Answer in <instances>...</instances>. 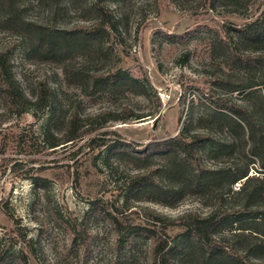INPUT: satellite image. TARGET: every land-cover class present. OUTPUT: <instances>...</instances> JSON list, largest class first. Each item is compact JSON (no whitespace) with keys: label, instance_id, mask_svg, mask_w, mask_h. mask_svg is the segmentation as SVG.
I'll return each instance as SVG.
<instances>
[{"label":"rangeland","instance_id":"obj_1","mask_svg":"<svg viewBox=\"0 0 264 264\" xmlns=\"http://www.w3.org/2000/svg\"><path fill=\"white\" fill-rule=\"evenodd\" d=\"M237 1L252 10L250 18L263 10L264 0ZM117 3L114 8L121 14L124 38L122 45L117 47L120 66L134 77H148L162 104L156 118L125 123L108 121L104 128L94 129L81 139L49 148L44 138L47 109L18 116L2 112L0 117V234L14 236V224L4 212L6 208L27 229L28 236L35 237L43 230V251L51 264H154L149 237L145 233L130 236L134 224L148 225L141 206L177 216L187 210L207 212L217 200L210 189L199 188L193 180L179 201L172 206L166 205L159 201L165 193L157 185L166 182L157 178L156 173H149L153 176L147 180L146 188L131 192L129 204L132 207L126 208L122 205V197L137 166L142 165L132 153L134 146L142 147L152 138L162 140L175 135L188 112L194 117L204 116L224 96H234L238 100L246 98L241 92L227 90L239 83L246 73L229 61L222 47L224 23L231 21L238 25L246 18L230 14L228 8L220 5L210 11L204 9L202 0H118ZM14 7L20 13L19 19L33 25L71 28L90 23L79 5H70L69 0H15ZM207 28L218 31V35ZM192 29L196 31L189 38L173 36ZM9 42L15 44L14 71L21 78L24 89L32 92L35 82L47 77L57 95L55 104L59 119L52 127L54 136H60L56 127L62 126L71 111L79 115L115 112L128 103L144 111L155 107L149 95L134 98L129 91L114 87L98 85L91 90L87 84L81 87L69 84L60 63L52 61L41 50H27L23 39L10 29L2 28L0 18V46ZM243 48H247V52L264 50L255 40L247 41ZM79 50L81 48L77 47ZM79 58L74 61L76 65ZM102 64L94 61L87 65L96 71L103 67ZM247 78L254 84L262 81L253 72L247 73ZM254 88L259 89L249 96L250 100L257 97L264 85ZM199 124L192 127L208 123L201 121ZM102 131L108 133L101 136ZM91 137L102 138L105 145L91 148L87 145ZM222 137L229 139L231 135L225 129L218 130L213 142L215 147L204 152L205 166L228 169L249 164V175H259V162L245 154L243 143L234 137V142H223L221 147ZM114 140L126 142L127 148L113 149ZM100 142L101 139L96 143ZM166 160L164 152H156L145 172L158 169ZM241 184L242 180L234 184L236 188L232 186V191L222 195L220 202L224 206L236 208L245 204L246 196L237 192ZM94 199L100 201L109 215L94 210L86 215ZM251 202L252 208H262L261 202ZM84 215L87 218L84 219ZM82 225L89 227L93 236L91 250L86 256L70 244V231ZM181 231L178 227L168 230L171 244L178 241L174 247V264H240L236 257L226 252L207 253L191 237L180 239ZM221 232L222 244L227 250L243 252L247 240L234 242L229 230Z\"/></svg>","mask_w":264,"mask_h":264},{"label":"trees","instance_id":"obj_2","mask_svg":"<svg viewBox=\"0 0 264 264\" xmlns=\"http://www.w3.org/2000/svg\"><path fill=\"white\" fill-rule=\"evenodd\" d=\"M117 2L118 0H69L70 5L77 3L84 17L90 20L89 24L71 28L45 27L24 22L18 18L20 13L14 7L15 0H0V18L2 28L10 29L23 39L27 50H41L51 57L52 61L60 63L62 73L69 84L77 87L87 84L91 90L98 85L114 87L116 90L129 91L134 98L149 95L155 102L153 109L144 111L138 109L136 104L128 103L115 112L79 115L76 111H71L66 115L62 126L56 127L60 136H54L52 127L59 119V110L55 104L57 95L47 77L38 79L32 92L24 89L21 78L14 71L12 53L15 44L9 42L0 46V117L2 112L18 116L29 111L43 112L47 109L44 138L49 148L81 139L84 134L91 133L94 129L104 128L108 121L125 123L156 118L162 104L157 92L152 90L148 77H134L120 66L121 56L117 47L122 45L124 38L121 14L114 8L118 5ZM216 5L228 8L227 12L230 14L246 18L241 24L227 21L222 26V47L229 61L246 73L239 83L233 84L227 90L230 93L241 92L246 98L238 100L234 96H224L217 100L214 108L204 116L194 117L191 111L188 112L182 127L175 135L162 140L152 138L142 147L134 146L132 153L142 165L137 166V172L130 180L132 184L129 183L122 197V205L126 208L132 207L129 204L131 192L146 188L147 180L155 173L157 178L166 182L165 185L157 184L159 190L165 193L159 201L166 205L172 206L179 201L185 193V188L194 183L193 180L199 188L210 189L217 200L207 212L187 210L177 216L164 215L148 206H141V212L148 225L134 224L130 236L145 233L149 237L154 264H174V247L178 241L171 244L168 230L172 227L182 229L178 234L180 239L193 238L209 254L223 251L231 257H236L240 264H264V89L259 90L260 93L253 100L248 99L252 93L258 91L256 89L259 88H254L256 85H264V50L247 52L249 50L243 48V44L250 40H255L264 47V5L263 10L252 18V14H249L252 10L249 11L248 7H243L237 0H202L201 7L210 11L215 9ZM207 30L218 35L216 30ZM195 31L187 30L183 34L173 36L189 38ZM77 47L81 48V51H77ZM78 57L80 58L76 65L74 61ZM94 61L103 63V67L96 71L89 69L87 64ZM250 72L257 73L262 81L258 84L249 81L247 73ZM201 121L209 126L192 127ZM222 129L231 137H222L221 147L223 142H234V137H237L243 143L245 154L258 160V173L262 175H249V164L243 168L228 169H211L205 166L204 152L207 148L215 147L214 138L217 137L218 130ZM106 133L108 131H102L101 136ZM109 133L117 134L115 131ZM100 139L101 142L96 143ZM103 141L102 138L91 137L88 138L87 145L94 148L97 145H105ZM113 142V149L128 146L121 140ZM158 151L165 153L166 162L158 169L146 173L148 161ZM241 180L242 184L237 192L246 196L245 204L236 208L224 206L220 202L222 195L232 191V186L236 188L234 184ZM34 184L37 185L38 182L35 181ZM254 200L256 203L261 202L262 208H252L254 204L251 201ZM113 208L121 213L115 204ZM3 209L12 218L15 229L14 236L5 237L0 234V264H51L43 251V230L35 237L28 236L27 229L13 218L9 210ZM89 209L86 215L90 214L91 210L95 213L104 211L98 199L92 200ZM104 213L106 214L105 211ZM86 215L83 216L84 219L87 218ZM222 230H229L234 242L247 240L243 252H238L237 249L227 250L223 246ZM70 235L71 246H76L83 256H86L91 250L93 238L89 227L82 225L80 229H72Z\"/></svg>","mask_w":264,"mask_h":264}]
</instances>
